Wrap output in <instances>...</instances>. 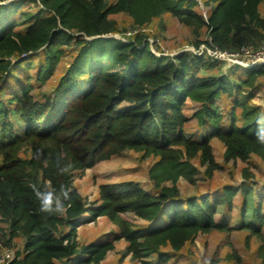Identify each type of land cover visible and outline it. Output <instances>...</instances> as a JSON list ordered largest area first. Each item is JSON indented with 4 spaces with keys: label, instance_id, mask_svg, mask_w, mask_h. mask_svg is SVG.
<instances>
[{
    "label": "trees",
    "instance_id": "obj_1",
    "mask_svg": "<svg viewBox=\"0 0 264 264\" xmlns=\"http://www.w3.org/2000/svg\"><path fill=\"white\" fill-rule=\"evenodd\" d=\"M27 2L42 7L22 11ZM263 7L264 0H0V221L8 225V245L24 239L10 264H103L119 240L140 264H173L202 233L264 224V186L254 178L199 196L183 197L178 186L182 177L193 180L195 159L208 178L222 169L214 139L227 162L264 159V105L254 102L264 99V65L227 73L221 61L193 51L158 55L147 30L171 16L192 29L196 49L258 48ZM118 14L131 18L130 35L112 18ZM69 49L72 61L55 89L36 98L30 68L38 62L44 83ZM189 100L199 105L198 127L185 113ZM26 146L31 154L23 157ZM127 150L157 158L150 189L106 183L88 203L77 173ZM33 185L57 194L70 188L66 214L41 212ZM129 212L144 224L125 219ZM102 217L118 226L115 239L81 243L80 226Z\"/></svg>",
    "mask_w": 264,
    "mask_h": 264
},
{
    "label": "rangeland",
    "instance_id": "obj_2",
    "mask_svg": "<svg viewBox=\"0 0 264 264\" xmlns=\"http://www.w3.org/2000/svg\"><path fill=\"white\" fill-rule=\"evenodd\" d=\"M41 7L38 2H27L23 5L22 11L36 12ZM262 12L264 14V7ZM112 18L118 22L121 30H128L127 35H130V32L133 31V25L128 15L118 14L112 16ZM24 28L25 26L23 25L19 30H23ZM147 30L152 34L150 38L152 50L158 55L164 53L173 57L184 51L195 50L196 42L199 41L190 27L185 26L175 17L171 16H166L162 21L149 24ZM114 36L122 40L128 38L127 36H123V34H115ZM205 37L206 34L203 33V38ZM155 41L159 49H157ZM71 50L69 49L62 56L55 74L44 83H41L38 77H36L38 62H35L30 68V76L32 77L30 83L33 84L32 93L36 98L49 94L55 89L60 77L65 72V68L72 61ZM22 67L20 68H25ZM219 68L227 73L230 70H225L223 63L219 64ZM201 72L203 73V70ZM254 102L264 105V99L261 96L255 99ZM187 104L185 113L191 119L190 125L198 127V120L194 117V114L199 109V105L190 100ZM213 147L216 159L222 165V169L217 170L212 178H208L205 174V167L200 165L199 160H193L192 162L198 169L193 174V180L182 177L178 182L180 193L183 197L199 196L210 192L214 193L225 184L238 185L248 178H254L257 182V187L263 188V158L252 155L248 161L227 162L224 160V144L220 140L214 139ZM30 154L29 146L24 147L21 155L26 157L30 156ZM155 159L157 158L154 156L146 157L144 152L127 150L121 155L113 157L111 160L103 161L93 168L77 173L75 185L82 196L87 199L88 203L94 202L99 197L100 186L106 183L136 182L145 186L146 189H150L152 182L149 179V170ZM1 163L2 157L0 156ZM237 212L238 210L235 208L232 213L235 220L238 219ZM123 217L134 225L144 224V221L130 212L123 214ZM230 224L231 226L235 225L234 223ZM118 231L119 228L115 223L108 217H102L95 222L84 223L80 226L79 241L85 244L96 240L112 241L115 239ZM9 233L7 223L0 221V253L8 248L13 249L15 253L21 252L24 248V239L18 237L8 245ZM115 246L116 248L107 254L103 264H140L134 261L131 255H126L128 243L125 240L116 241ZM184 253V259L181 260L180 258L179 263L175 261L173 264H183L186 259H193L195 260L193 262L196 264H264V224L260 225L256 230L240 228L202 233L187 245ZM237 255L240 257V261H237Z\"/></svg>",
    "mask_w": 264,
    "mask_h": 264
},
{
    "label": "built area",
    "instance_id": "obj_3",
    "mask_svg": "<svg viewBox=\"0 0 264 264\" xmlns=\"http://www.w3.org/2000/svg\"><path fill=\"white\" fill-rule=\"evenodd\" d=\"M195 54L205 55L207 58L221 61L225 70L235 66L249 68L264 65V42L258 48L243 47L240 51L222 50L216 45L202 44L199 49L192 50ZM16 257L13 249H5L0 253V264H10Z\"/></svg>",
    "mask_w": 264,
    "mask_h": 264
},
{
    "label": "clouds",
    "instance_id": "obj_4",
    "mask_svg": "<svg viewBox=\"0 0 264 264\" xmlns=\"http://www.w3.org/2000/svg\"><path fill=\"white\" fill-rule=\"evenodd\" d=\"M261 142H264V129L258 134ZM40 201V211L48 214L64 215L67 212L66 201L71 199V189L62 187L59 194L55 190H39L32 186Z\"/></svg>",
    "mask_w": 264,
    "mask_h": 264
},
{
    "label": "water",
    "instance_id": "obj_5",
    "mask_svg": "<svg viewBox=\"0 0 264 264\" xmlns=\"http://www.w3.org/2000/svg\"><path fill=\"white\" fill-rule=\"evenodd\" d=\"M94 38H97V37H93V38H91V39H94Z\"/></svg>",
    "mask_w": 264,
    "mask_h": 264
}]
</instances>
